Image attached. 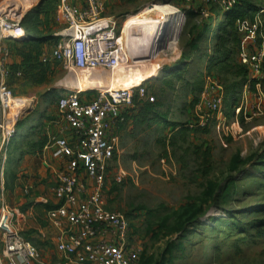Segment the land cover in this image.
<instances>
[{"label": "rangeland", "instance_id": "rangeland-1", "mask_svg": "<svg viewBox=\"0 0 264 264\" xmlns=\"http://www.w3.org/2000/svg\"><path fill=\"white\" fill-rule=\"evenodd\" d=\"M41 1L0 0V7H14L22 13L24 10V17ZM250 1L259 9L256 15L264 24V0ZM152 5L180 8L183 20L178 29L179 41L177 47L158 54L152 50L144 56L135 55L129 66H124L126 76L115 79L122 82L146 69L158 71V75L133 89V95L143 87L161 104L143 123L136 121L135 116L144 99L138 96L134 107L128 110L127 120L118 131L119 151L106 176L104 194L108 207L129 216L132 231L142 246L143 264H264V235L260 234L264 232V114L240 120L242 130L236 135L214 123L206 130L191 127L196 122V104L191 103L190 83L202 80L204 85L208 75L219 79L226 90L225 108L233 120L232 106L251 76L244 79L218 67L208 69L210 56L220 42L219 24L225 20L217 3L207 6L205 14L201 4H188L186 0H108L105 14L121 20L129 16L128 21L141 24L140 33L145 41L138 46L145 48L150 45L147 40H155L157 35L151 33L150 27L159 15L147 13ZM191 9L195 10L192 15L188 13ZM245 20V25L237 29L241 46L235 58L239 61L259 43L248 36L252 20ZM207 22L211 32L193 45ZM50 24L55 32L64 27L57 19ZM172 30L174 33L175 26ZM53 43L47 41L41 47L49 50ZM7 46L12 52V64L19 63L18 51L24 45L13 40ZM234 47L232 42L226 46ZM184 50L190 51L191 56H185ZM182 63H187V69L182 79H175L170 87L165 78ZM50 66L42 83H30L23 72L11 79L15 94L31 101L18 121L3 176L0 174V203L6 201L19 211L33 205L29 198L41 179L38 170L42 164L37 159L31 163L27 157L33 154L31 145L43 135L49 118L57 116L58 99L73 89L91 99L110 82L97 76L105 75L109 69H100L92 76L74 74L59 63ZM252 84L251 81L253 90ZM88 89L85 94L83 91ZM28 181L31 183L27 186L33 187L25 189ZM42 182L46 184L48 179ZM183 205L189 208V214L179 225L178 211ZM34 210L47 225L43 208L35 206ZM23 233L39 243L33 229H24Z\"/></svg>", "mask_w": 264, "mask_h": 264}, {"label": "built area", "instance_id": "built-area-1", "mask_svg": "<svg viewBox=\"0 0 264 264\" xmlns=\"http://www.w3.org/2000/svg\"><path fill=\"white\" fill-rule=\"evenodd\" d=\"M186 2H198L202 12L208 14L207 6L217 3L227 11L238 0ZM107 3L108 0H58L55 15L64 27L55 33L59 38L51 49L42 48L39 60L43 64L59 63L70 72L96 73L100 69L128 65L135 55L144 56L156 50L158 41L169 31V24L163 20L157 22L155 27L161 23L158 36L144 48L138 46L145 40L142 41V27L137 22L130 36L123 40L122 26L129 16L121 20L106 15ZM178 10L181 20L173 23L175 32L167 49L178 45L182 22V12ZM22 17V12L14 7H0L1 176L9 146L17 134L18 121L31 104L29 98L15 94L10 83L15 72L7 42L27 36ZM248 36L258 39L259 43L254 51L240 57L241 64L250 70L252 80L244 85L243 93L232 106L233 120L225 108L224 84L208 75L195 105L196 122L191 127L204 128L214 123L236 135L242 130L240 120L264 114V24L259 14L248 29ZM21 73L19 70L15 76ZM135 88L100 89L91 99L73 89L58 99V114L45 127L47 141L43 151L57 150L61 162L52 187L54 207L46 211V218L54 229L53 237L62 258L45 261L41 245L34 244L18 228L20 211L3 201L0 203V264H143L142 246L132 231L129 217L109 208L104 194L110 164L119 151V128L126 122L128 110L135 105ZM138 94L144 100L156 101L155 95L148 94L143 87ZM44 165L52 168L48 161Z\"/></svg>", "mask_w": 264, "mask_h": 264}, {"label": "trees", "instance_id": "trees-1", "mask_svg": "<svg viewBox=\"0 0 264 264\" xmlns=\"http://www.w3.org/2000/svg\"><path fill=\"white\" fill-rule=\"evenodd\" d=\"M57 3L58 0H42L37 7H35L33 10H30V12H28L22 19V24L26 29L27 36L22 40H17L18 42H21L22 45H24L23 48L19 49L18 51L21 56V61L16 64H11V68L15 73L19 70L22 71L25 75V78L33 84H39L44 81L48 69L47 66H50V64H43L39 60V55L43 48L41 47V45L47 41L55 42L59 38V36L55 35L56 32L55 30H53V25L50 24V21H52V19H56L55 13ZM258 10L259 9L254 6L250 0H238L237 4H235L232 9L227 11L222 10V14L220 15H223L225 17V20H223V22L219 24L220 34L217 35V39H219L220 42L217 44V50L215 51V54L213 56H210L208 69L212 70L215 67H218L219 69H224L228 72H232V74L236 77H241L244 79L249 76L250 70L235 58V55L237 52H239V48L241 46V40L237 29L245 25V19L249 18L253 21ZM194 12L195 10L191 9L188 13L192 15ZM212 21L213 18L210 19V22ZM210 22H207L203 25V30L195 38V42L193 43V45H195L197 41H201L205 34L211 32L212 27L210 26ZM41 26L43 28H40ZM45 32L54 33L45 35ZM230 42L234 43L235 47L227 49L226 46ZM183 54L185 56H188L190 55V51L184 50ZM186 65L187 63H182L181 66L172 68L169 72L170 77L165 78L164 82L171 87L175 79H182V74L187 69ZM15 73L11 76L10 83L13 76H15ZM202 82L203 81L201 80L199 82L196 81L195 83H190V92L192 93L191 103L193 105L197 103L198 96L203 89L204 85ZM85 88L87 89V87ZM162 91H165V89H162ZM88 92L89 89L87 92H85V94H88ZM138 96V94L134 96V104L135 101L137 102ZM139 99L141 100L142 98ZM144 101L145 102L141 106H139L138 113L135 116L136 121H139L141 123H143L150 115H152L155 112L157 106L161 104L159 100H156L154 102H150L148 100ZM154 117H156L157 119H161L158 115H155ZM53 118L54 117L49 118V120H52ZM185 129L187 130V128ZM202 129L206 130L208 128L204 127ZM42 131L43 135L31 145L30 153L42 151L47 141V132L44 128L42 129ZM52 207H54V205L45 204L46 210ZM178 213L179 214L177 219L178 224L180 225L182 224L184 219L186 221V217L189 214V208H187L186 205H183L180 207ZM260 234L264 235V232H260ZM28 239H30L34 244L40 245L38 242L33 241L31 238Z\"/></svg>", "mask_w": 264, "mask_h": 264}, {"label": "crops", "instance_id": "crops-1", "mask_svg": "<svg viewBox=\"0 0 264 264\" xmlns=\"http://www.w3.org/2000/svg\"><path fill=\"white\" fill-rule=\"evenodd\" d=\"M47 128L49 127L48 125L46 126ZM52 130L55 128L52 127ZM30 158L32 161L31 163L34 162V160H39L42 164V167L38 170L39 175L41 177L40 180H38V185L35 187V192L32 195V198H29L33 201V205L27 208H23L20 211V216L17 221V226L19 229L23 230L24 229H33L36 234V238L39 239V244L42 247V256L45 261H51V260H58L62 258L61 253L58 251L56 247V242L53 237L54 235V229L49 225L47 222V225H44L43 222H41L38 218H40L39 214L36 212L35 206L36 207H41L45 211L46 214V208L45 204H51L54 205L55 203V197L52 192V187L56 181L57 178V170L60 169L61 167V162L60 158L58 156L57 150L51 149L48 150L47 152H44L43 149L42 151H38L36 153H33ZM48 161L52 168L48 169L45 165L44 162ZM29 173L33 174L32 169L28 170ZM48 179V182L46 184H43L42 180ZM31 182H27L25 185V189L28 187L32 188V184L27 186ZM23 200V199H22ZM27 201V199H24ZM21 202V203H25ZM47 201V202H46ZM34 211L37 214V216H34ZM47 215V214H46ZM45 215V216H46ZM47 220V218H46ZM44 235H47L44 241Z\"/></svg>", "mask_w": 264, "mask_h": 264}, {"label": "bare ground", "instance_id": "bare-ground-1", "mask_svg": "<svg viewBox=\"0 0 264 264\" xmlns=\"http://www.w3.org/2000/svg\"><path fill=\"white\" fill-rule=\"evenodd\" d=\"M153 12H155V14L156 15L158 14L159 16L157 17V20L154 23L151 24V27H150L151 31H152L151 33H156L157 34L156 37L158 36L157 31L159 30V26H160L161 23H158L159 26H157V27H155L156 26L155 24H157V22H162V20H163V22H165L164 24H169V26H170L169 27V31L166 33L167 37L170 36V38H173V33H172V31H173L172 30L173 29V23L178 22L179 20H181L180 11L179 10H175V8L170 7V6H166L165 8H161V7H158L156 5H152L147 10V13L148 14H152ZM23 15H24V10H23L22 16ZM182 20H183V18H182ZM133 22L128 21V18L124 22V26L122 27V39L123 40L126 37L128 38L130 36L131 28L134 26ZM157 28H158V30H157ZM151 38H153V36ZM147 44H149L148 40H147ZM124 66H127V65L116 66L113 69H109V72L108 73L106 72L105 75H101V76L97 75L98 78L110 79V82L107 85H105L104 88H101V89H105V88H107L109 90H117V89H121V88L132 89V88H135L137 86L142 85L144 83V81L146 82V80H149L152 77H154V76L159 74L158 71H156L154 69H150V70L146 69L145 72L139 73V75H137L135 78L126 79V80H124L122 82L119 81V80H115L117 78L120 79V77H125L126 76V73H125L126 70L124 69ZM120 73H121V75H120ZM74 74L92 75V76H94L95 73H86V72L85 73H80V72H76ZM107 74H111V75H113V77L110 76V75H107ZM140 81H142L141 84H140Z\"/></svg>", "mask_w": 264, "mask_h": 264}, {"label": "water", "instance_id": "water-1", "mask_svg": "<svg viewBox=\"0 0 264 264\" xmlns=\"http://www.w3.org/2000/svg\"><path fill=\"white\" fill-rule=\"evenodd\" d=\"M23 38L24 37H17L16 40H22ZM171 39L172 38H170V36L167 37V34L163 36V38H161L157 43V52L167 49Z\"/></svg>", "mask_w": 264, "mask_h": 264}]
</instances>
